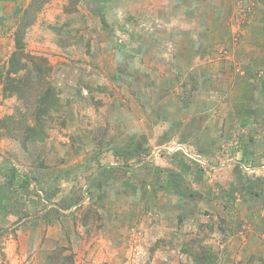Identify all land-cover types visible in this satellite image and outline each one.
I'll use <instances>...</instances> for the list:
<instances>
[{"label":"rangeland","instance_id":"rangeland-1","mask_svg":"<svg viewBox=\"0 0 264 264\" xmlns=\"http://www.w3.org/2000/svg\"><path fill=\"white\" fill-rule=\"evenodd\" d=\"M0 264H264V0H0Z\"/></svg>","mask_w":264,"mask_h":264},{"label":"trees","instance_id":"trees-1","mask_svg":"<svg viewBox=\"0 0 264 264\" xmlns=\"http://www.w3.org/2000/svg\"><path fill=\"white\" fill-rule=\"evenodd\" d=\"M27 27L28 26H26V24H21L16 31V50L14 51L10 61V73H17L26 67V64L24 62H20L18 59L25 55L24 35ZM19 83H21V81H19Z\"/></svg>","mask_w":264,"mask_h":264},{"label":"water","instance_id":"water-1","mask_svg":"<svg viewBox=\"0 0 264 264\" xmlns=\"http://www.w3.org/2000/svg\"><path fill=\"white\" fill-rule=\"evenodd\" d=\"M111 165V163H107L106 166L109 167Z\"/></svg>","mask_w":264,"mask_h":264}]
</instances>
